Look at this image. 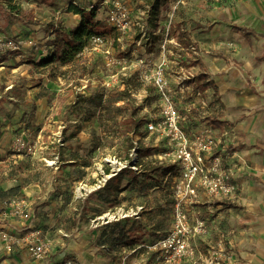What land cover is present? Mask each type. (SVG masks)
<instances>
[{
  "label": "rangeland",
  "instance_id": "obj_1",
  "mask_svg": "<svg viewBox=\"0 0 264 264\" xmlns=\"http://www.w3.org/2000/svg\"><path fill=\"white\" fill-rule=\"evenodd\" d=\"M72 1L78 7L84 8L85 11H89L91 6L97 7L95 21H98L102 33L110 31L106 19V6L103 4L104 0H49L48 6L40 3L38 8L37 4L29 5L21 2L16 4L19 5V8L21 7L19 16L16 12L12 14L6 7L0 5V37L19 47L17 51L12 52L2 50L0 55V195L4 194L25 200L29 209L35 211V218L31 223L35 229L32 231L39 232L38 239L48 238L51 241L44 260L46 264H59L69 259H75L84 264H157L153 258L151 259V256H147L140 250L134 251L135 248L131 251L118 252L110 250L107 246L98 248L95 243L99 234L108 226L98 220L106 213L119 218L130 213L131 208L144 206L145 213L142 218L144 221L148 220L146 211L156 209L159 204H165L169 209L170 197L174 192L173 182L168 176L165 178L161 175L160 172L153 174L155 182L142 180L134 184L133 181L123 177L121 185L129 183V186L120 193L113 206L104 204L105 193L98 190L91 195L89 207L94 206L93 202L101 204V208L97 209L100 213H96L93 208V213L85 214L84 219L80 221L82 226L80 232L76 231L72 236L68 237L62 228L64 219L77 211L81 213L85 207V191H89L91 187L105 178L104 171L106 169H116L117 166L113 163L114 157H118L119 161L125 159V144L122 143L124 140L122 137L118 139L114 148L98 149L92 152V138L89 134L92 127L98 131L97 124H83L80 121V116L70 112V105L77 95L87 96L95 92L116 73H120L118 77L121 73H127L129 78H133L134 81L130 85L135 89V92H140L141 96L144 89L134 76L136 68L131 66L135 60L143 58L142 50L135 48L137 57H131V50L134 47L133 36L125 38L122 49L120 46L114 47L113 38L116 33L113 29L109 33H103L105 41L101 49L108 46L114 47L113 57L123 61L122 65L106 67L100 53L83 51L76 56L75 62L71 66H63L56 60L42 67L37 65V61L46 56V43L52 38V33L49 31L50 28L46 29L45 27L35 30L32 24L43 20L44 23L48 22L49 27L56 24L58 31L69 32L80 20L78 15L67 12ZM129 1L131 6L138 3L137 5L141 7V3L145 0ZM148 1L149 4L152 2V0ZM260 1L264 0H258V5ZM164 2L159 0L157 3L158 13L155 15L154 26L164 29L169 22L176 26L177 23H182L186 38L184 41L192 43L201 52L197 58L196 63L198 64L202 58L213 59V57L221 56L223 53L219 49L226 43L231 42L236 47V43L241 41V38L237 36L233 27L249 21L260 22L264 25V8L261 9L256 5L257 0L249 2V5L239 3L243 0H222L219 2L167 0ZM137 5L132 8L138 7ZM195 24L197 28L190 30L191 26ZM207 27L211 29L208 30ZM183 30L180 28L172 30L176 33L175 37L178 40H183ZM161 31L163 32V30ZM177 31H180L179 35H177ZM91 45L90 38L85 48H89ZM235 52L233 47L229 50L230 61L235 63L237 69H241L242 63L236 62L232 58ZM262 54H264V40H252L244 49V55L251 59L252 66L260 67V74L264 71V66L255 63L254 58ZM122 66L126 68L124 72H121ZM90 67H92V71L89 69ZM82 69L84 72L81 73ZM200 73L202 70L199 69L197 74ZM148 93L149 95L142 100V103L149 106L150 112H154L156 109L155 100L150 90ZM38 94L44 95V97L39 98ZM23 130L28 133L27 140L32 147L33 154L22 155L28 157L19 160L16 157L17 153L12 150V138L17 132ZM140 142L141 146L155 148L154 154L144 156L141 160L140 169L144 173L154 168L158 163L157 160H154L153 155H157L161 151L157 147L161 144L151 135H146ZM57 153H61L63 164L59 163L56 169L47 167L44 160ZM74 158L80 162L73 164L71 160ZM79 163L88 165L85 168V172L89 176L87 177L88 181L85 177L81 182H75L69 177L70 171L79 170V166H77ZM56 189L66 192V198L69 200L63 201L60 198L49 196ZM47 191L51 192L44 201L48 200L49 204L44 207L41 199L45 197ZM75 191H82V195H79V192L74 194ZM25 192H29L30 196L26 197ZM238 194L236 191L235 200H233L230 209L225 208L218 212L200 209L196 214L190 211V215L198 216L205 221L206 230L209 233L208 237L200 240L199 243V253L203 257H207L209 251L222 249L238 260L240 251H243L240 245L243 244L235 242V240H238L239 232L250 228L249 224H244L246 220L255 221L257 219L256 214L247 211L245 204L238 201ZM229 203L232 202L229 201ZM165 217H169V214ZM238 219H241V225H238ZM166 220L168 218L165 219V222ZM10 221L8 220V222ZM155 239L157 237H150L148 230L141 236V242L147 245ZM72 247H75V252L70 250ZM18 255H20L19 264H35L30 259L26 247L17 245L13 254H9L12 257ZM194 262L193 260L181 264H194ZM197 263L201 264L199 261Z\"/></svg>",
  "mask_w": 264,
  "mask_h": 264
},
{
  "label": "built area",
  "instance_id": "obj_2",
  "mask_svg": "<svg viewBox=\"0 0 264 264\" xmlns=\"http://www.w3.org/2000/svg\"><path fill=\"white\" fill-rule=\"evenodd\" d=\"M153 1L158 3L159 0ZM103 4L106 6L107 23L116 33L117 46H113H120L122 49L125 38L133 36L134 47L131 50V57H137L135 48L142 50L143 58L135 60L131 66L136 68L134 72L137 81L144 89L141 96L140 92H135L131 85L126 87L122 84L120 78L129 77L127 73H121V77H118L120 73L112 75L103 86L118 87L121 90L126 88L135 105H142L140 115L145 116L147 121L142 130L147 135L155 137L161 144L157 146L161 151L153 155L154 160L177 169V175L173 177L168 175L174 185H172L174 204L169 230L152 243L137 246L134 251L144 249L145 254L151 256L157 264H181L188 260L193 261L196 256L197 260H194V264H199L198 261L201 264H228L231 256L222 249L209 251L207 257L199 253L197 240L206 234V224L198 216L190 215V211L197 213L193 207L197 199L222 201L233 198L237 191L232 179L233 169L224 164L226 159L234 157V154L228 150V132L217 131L202 120L192 117L196 114L199 119H206L211 115L208 90L202 91L196 88L197 75L194 67L189 66L197 61L198 49L192 44L185 47L175 35L171 34L175 28L171 22L164 29L153 27L150 24L151 4L146 5L144 11L132 8L129 0H104ZM177 32L179 35L180 31ZM152 37L158 38L152 52L147 53V48L152 45ZM104 41L101 36L92 37L91 47L84 48L83 52L100 53L106 67L124 64L123 61L113 57L114 47L101 49ZM228 47H233V44L228 43ZM18 49L15 43L0 37V55L2 50L12 52ZM125 69L122 66L121 72ZM149 90L152 96L156 97L154 112H150L149 106L142 103V100L149 95ZM27 135L28 133L23 130L12 138V150L17 155L33 154ZM133 145L134 148L129 153L130 161H119L114 157L113 163L117 166L116 169H111L110 174L101 182L91 187L89 191H85V196L99 190L108 178L124 168L138 170L136 166L139 160L136 150L139 146L138 136L134 137ZM47 158H44L46 166L56 169L60 163L59 153ZM77 192L82 195V191H75L74 194H78ZM141 209V207L132 209L130 213L119 218L106 213L98 220L107 224L137 216ZM0 216V250L9 255L13 253L15 246L23 244L34 263L43 262L51 245L50 239H38V231L26 234H21L19 231L20 227L26 226L33 218V212L28 204L24 200L12 197L0 199ZM6 220H11L8 225L3 223ZM59 264L84 263L69 259Z\"/></svg>",
  "mask_w": 264,
  "mask_h": 264
},
{
  "label": "trees",
  "instance_id": "obj_3",
  "mask_svg": "<svg viewBox=\"0 0 264 264\" xmlns=\"http://www.w3.org/2000/svg\"><path fill=\"white\" fill-rule=\"evenodd\" d=\"M16 1L17 0H0V5L6 7L8 11L12 14L16 12V14L19 16L21 9L19 8V5H16ZM22 1L30 3L34 0ZM40 1L46 2L48 0ZM163 1L167 2V0ZM150 4L152 6L150 11L152 21L150 24L155 27L154 22L155 13L157 11V2L152 1ZM97 10V7L91 6L89 11H85L84 8L78 7L74 4V1H72L67 9V12H70L74 15H78L80 17L79 22L74 25V27L69 32L61 30L58 31L56 29L57 25H50L51 33L54 36L49 39V41L46 43V56L40 58L39 61H37V65L39 67H42L56 60L60 62L63 66H71L74 64L76 56H78L83 51L85 45L87 44V41L90 38L94 36L103 37V33H109L110 31H112V28L110 27V31H103L102 33V29L98 21H95L94 19ZM250 34H252V32L249 33L245 31L244 37L248 38ZM115 38L116 36L113 38V45L117 46ZM157 38L158 37H152V45L151 47L147 48V53L152 52ZM182 43L185 47H187L189 44L188 42L183 41ZM261 60H264V58H262ZM89 69L92 71V67H90ZM82 72H84L83 69L81 70V73ZM134 76L137 79V75L134 74ZM120 81L127 87L134 80L133 78L127 77L120 78ZM195 81L196 88L202 91L214 88V84L211 81L207 80V77L203 74L197 75ZM43 97L44 95H39V98ZM153 98L154 100H156V97L153 96ZM70 107V112L75 113V115L77 116H80V121L83 124H97L98 131L97 129L92 127L90 129L89 134L92 138V152H95L98 149L114 148L118 139L122 137L124 138L122 143L125 144V159H121V161H130L129 153L131 149L134 148V137H139V146L136 149L139 159L136 162L138 170L133 171L129 168H124L120 170L116 175L108 178L104 185L99 189L101 191H104L105 193L103 201L104 204H111L113 206V204L116 203V200L118 199L120 193L124 191L126 187L129 186V183L123 186L121 185L123 177H126L128 180L133 181L134 184H137L142 180H153L155 182L156 179L153 174L157 172H160L161 175L165 176V178L168 175L172 177L177 175V169L175 167L166 166L162 164H155L154 168L149 169L147 172L144 173L141 172L140 160H142L144 156L154 154L155 148L141 146V139L147 135V133L142 130V127L147 121L145 116L140 115L142 105H135V102L131 98V95L129 94L126 88L121 90L118 87L106 88L104 86H101L100 89L90 93L87 96L77 95ZM202 122L206 123L207 125L213 128H222V126L226 124L225 122L215 120L212 117L206 118ZM59 161L62 162L61 153H59ZM71 161L73 162V164H77L78 162H80L76 158ZM79 164L77 165L79 166L78 171L72 170L69 172V177L72 178L75 182H80L86 177L85 168H87L88 165L86 163H82L80 165ZM104 174L109 175L110 170L106 169L104 171ZM59 190L60 189H56L55 191H52L49 196H51L52 198H60L63 201H68L69 199L66 198L67 193L61 192ZM91 195L88 196V199H86V201L92 199ZM0 196V199L10 197L5 196L4 194ZM170 198L171 199L169 203V209L166 208L165 204H159L156 209H150L146 211L148 220L150 221L142 220L143 215L145 213V208L144 206H141L142 209L140 210L137 216L119 219L114 223H107L108 226L105 227V229L99 234L97 238V241L95 243L96 246L98 248L107 246L112 251L121 252L122 250H133L137 246L146 245L145 243L141 242V236H143L147 230L148 234L152 238H160L164 236L169 230L172 221L171 211L172 206L174 204L173 193L171 194ZM48 204V200L42 202V206L44 207L48 206ZM131 209H136V207ZM84 211L88 212L89 208L85 210L83 208L81 213L77 211V213H74L72 216L67 217L63 220L64 225L62 228L67 235H73L74 232L81 230L82 226L80 224V221L83 220L85 217ZM166 211L168 212L169 217H165L166 215H168ZM32 212V220L26 226L19 228L21 234H26L35 229V227L33 228L31 226V223L35 218V211L33 210ZM96 213L99 214L100 211L98 210ZM166 218H168V220H166L165 222ZM153 241H151L150 243H152ZM137 250L144 251V249L142 248Z\"/></svg>",
  "mask_w": 264,
  "mask_h": 264
},
{
  "label": "crops",
  "instance_id": "obj_4",
  "mask_svg": "<svg viewBox=\"0 0 264 264\" xmlns=\"http://www.w3.org/2000/svg\"><path fill=\"white\" fill-rule=\"evenodd\" d=\"M251 1L254 0H243V2L239 3L249 5V2ZM21 2L23 1L17 0L16 4H20ZM48 2L49 0L46 2L34 0L30 3H24L29 5L37 4L38 8L40 3L48 6ZM137 4L138 3H135L132 6L134 7ZM141 4V7L137 5L138 7L136 8L139 11H144L145 6L149 5V1L145 0ZM256 5L263 9L264 1H260L258 5L257 0ZM157 13L158 12L156 11L155 15ZM34 19L36 21V18ZM181 24L182 23H177V26L174 24V29L180 28L183 30L184 27H182ZM32 25V27H35V30L39 27H45L46 29L50 28L48 22L44 23L43 20L37 21V23ZM240 26L233 27L237 36L241 38V41L237 42L235 39L237 43L236 47H234L233 44V48H235L236 52L232 55V58L236 62L242 63L241 69H237L235 63L230 61L229 50H231L232 47H228V43L220 47L219 50L223 53L221 56L213 57V59L202 58L200 64L195 61L189 66L194 67L196 75H206V77H208L207 80L214 84V88L208 89V94L210 95L209 111L211 112V115L208 116V118L212 117L215 120L226 123L222 128H214L217 131L226 130L228 132V150L234 154V157L226 159L224 164L226 167L233 169L232 179L237 187V192L239 193L238 201H241L243 205L245 204L247 207L246 210L256 214L257 217L255 221H248L243 215V218L246 220V222L243 223L249 224L250 228H245L243 231L239 232V238L238 240H235V242L243 244L240 245L242 247L241 250L243 251H240L238 260L231 256L230 253L225 250L223 251L231 256V261L228 264H264V71L260 74V67H253L251 59H248L247 56L244 55V49L248 47L252 40H264V25L260 22L252 23L249 21ZM196 28L197 25L195 24L194 26H191L190 30ZM207 29L210 30L211 28L207 27ZM245 31L249 33L252 32V34H250L248 38H245ZM184 33L185 31L183 30V40L181 39L180 41L188 42L184 41L186 39ZM172 34L175 35L176 33L172 31ZM53 36L54 35L52 34L51 37ZM199 52L198 49V53ZM262 58H264V54L257 55L254 58V62L263 64L264 66V60H261ZM199 69L202 70V73L197 74ZM192 117L199 121L204 120L201 118L199 119L196 114ZM16 157L19 160H22L24 157L28 156L17 155ZM87 177L89 176L86 174V178ZM88 180L89 179L87 178V181ZM50 192L51 191H47L45 197H42L41 201L46 200ZM92 193H89L84 198L88 199V196ZM25 194L26 197L30 196L29 192H25ZM86 199H84L85 207L83 208H89V211H84L85 214L91 213L93 208L96 212L98 208H101L100 206L102 205H99L96 202H93V207H89L91 205V200L89 199V201H86ZM233 200H235L234 197L222 201L197 199L193 204V207L195 208V211L205 209L209 212H218L225 210V208L230 209ZM229 201L232 203H229ZM3 223L4 225H8L9 222L6 220ZM241 224V219H238V225ZM79 232L80 231H78V233ZM208 234L207 231L203 237L197 240L198 247L200 240L202 241L207 238ZM67 236L69 237L72 235ZM232 239H234V236H232ZM19 246L25 247L23 244H20ZM74 248L75 247H72L70 250L75 252ZM123 251L124 250H122V252ZM140 251L145 253L143 250ZM19 259L20 255L12 257L3 252L0 254V264H19ZM194 260H197V258H194ZM35 264H46V261Z\"/></svg>",
  "mask_w": 264,
  "mask_h": 264
}]
</instances>
